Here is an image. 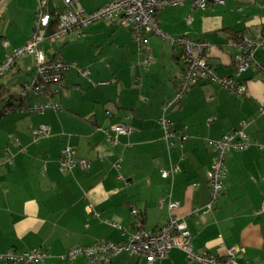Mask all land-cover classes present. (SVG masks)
I'll return each instance as SVG.
<instances>
[{
	"label": "crops",
	"instance_id": "crops-1",
	"mask_svg": "<svg viewBox=\"0 0 264 264\" xmlns=\"http://www.w3.org/2000/svg\"><path fill=\"white\" fill-rule=\"evenodd\" d=\"M76 1L92 13L113 0ZM231 5L245 25L255 24L257 29L249 35L264 30V5L252 0L211 3L203 11L188 4L166 8L158 13L157 26L172 38L207 41V61L215 74L233 77L237 53L227 41L242 32V22L224 13L223 7L228 6L230 12ZM36 9L37 0L0 2V63L28 40ZM128 30L115 20H101L74 41L79 43L77 59H61L81 69L68 68L59 94L28 104L56 103L60 112L48 108L30 114L12 106L2 115L9 99L18 107L22 104L20 99L13 100L10 84L20 79L26 57L33 63L31 55L0 77V92L4 93L0 99V254L42 248L49 256L41 264H90L83 257L66 263L67 250L101 240L124 243L134 232L137 217L144 228L157 231L168 218L170 196L180 203L174 214L185 219L194 252L208 251L224 259L229 248H238L242 253L239 264H264V115L257 113L264 103V81L251 67L237 79L245 83V94L234 96L200 79L178 104L163 112L177 90L181 48L148 34L139 52L134 33ZM51 44L45 42L43 50ZM96 45L99 51L92 53ZM59 53L60 49L53 57ZM147 57L151 62L144 63ZM255 60L264 66V48L257 51ZM84 69L89 72L87 78L79 73ZM161 119L177 131L175 138L165 139ZM246 120H251L244 129L248 146L227 154L224 191L213 211L191 216L192 208L202 209L209 203L205 172L214 152L206 140L238 130ZM120 124L131 132L118 136L113 144L104 130L114 136L111 129ZM40 125H47L50 134L34 140L31 131ZM182 131L189 136L183 142L178 138ZM67 143L77 160L89 162L88 170L77 166L67 174L59 171L58 161ZM171 167L177 171L162 178V171ZM107 264L148 263L143 257L121 252ZM159 264L197 263L173 249Z\"/></svg>",
	"mask_w": 264,
	"mask_h": 264
},
{
	"label": "built area",
	"instance_id": "built-area-1",
	"mask_svg": "<svg viewBox=\"0 0 264 264\" xmlns=\"http://www.w3.org/2000/svg\"><path fill=\"white\" fill-rule=\"evenodd\" d=\"M48 1L37 0L31 35L24 45L12 50L0 63V77H3L18 65L22 57L27 55L33 57L34 76L22 86L20 101H27L29 97L32 99L38 97L51 98V96L59 94L63 88L62 81L65 72L70 66L76 67L75 64L69 66L64 60L57 58L47 60L44 56L43 44L52 38L60 40L69 37L73 41H79L86 28L101 20H115L119 26L132 30L139 52L143 51L145 47L144 39L148 34H155L163 40H168L172 45L181 48L182 70L177 78V90L173 102L166 103L163 106V112L172 104H178L188 90L200 79H206L209 83L228 90L234 96L245 94V83L237 79L249 68H255L264 81V66L258 64L255 60L257 51L264 48V31L252 35L240 33L228 39L227 44L235 49L237 53L235 57L237 68L233 77H219L207 61L210 50V44L207 41L190 39L185 36L172 38L163 33L157 26V15L166 8H178L188 4L193 10L203 11L211 3L224 5L225 0H113L92 13H86L76 0H61L63 8L54 7L53 14L48 12ZM254 1H257L261 7L264 5V0H252V2ZM49 27L52 33L47 36V28ZM3 45L6 44L3 43ZM148 62H151L150 57L144 60V63ZM79 73L85 78L89 76L87 70H79ZM25 104L22 103L18 109L22 108L30 114H41L48 108L53 109L54 112L62 111L56 103L34 104L32 106ZM257 113L260 116L264 115V103L258 107ZM250 122L251 120L243 121L240 123L238 130L227 132L216 139L209 138L206 140L207 146L214 152L213 161L205 173L209 185L210 199L204 208H192L190 211L191 216L206 215L213 211L224 188L226 156L232 150L241 151L247 148L248 139L244 129ZM160 123L165 131L166 140L177 136V131L171 130L166 121L161 119ZM108 131L107 129L104 130L109 141L114 144L117 142L118 136L128 135L131 128L122 124L114 126L111 129L114 136L108 135ZM49 134L50 129L47 125H40L37 129L31 131L34 140L40 137L46 138ZM188 137L185 131H182L178 136L182 142ZM77 166L82 170L90 168V164L86 160H77L74 148L70 143H67L60 154L59 171L67 174ZM175 171H177V168L171 167L168 171H162L161 177L166 179ZM166 208L169 214L168 218L157 231L144 228L138 217L133 225L134 232L129 235L126 242L114 243L101 240L91 246L73 247L67 250L65 259L71 261L83 257L90 264H107L114 256L126 252L130 256L143 257L148 264H159L171 250L177 249L184 252L188 261L197 264H239L238 260L241 258L242 253L238 248H229L224 259H220L208 251L194 252L190 246V236L185 219L174 214L180 208L179 201L172 200L169 196ZM133 214L138 216L137 211H133ZM113 226L119 228L117 224ZM48 256L49 254L46 251L40 249L23 252L9 250L0 254V261H5L7 264H41Z\"/></svg>",
	"mask_w": 264,
	"mask_h": 264
},
{
	"label": "rangeland",
	"instance_id": "rangeland-1",
	"mask_svg": "<svg viewBox=\"0 0 264 264\" xmlns=\"http://www.w3.org/2000/svg\"><path fill=\"white\" fill-rule=\"evenodd\" d=\"M0 2H2V0H0ZM52 2H53L54 7L58 8V9L63 8V3H62L61 0H54ZM227 7L228 6L223 7L224 13L225 14L229 13V17H233V15H235L237 17V19L239 21H241V19L237 15L239 12L236 9H234V7L232 5H231V11L228 12V10H226ZM1 12H2V10H1ZM124 28H126V27H124ZM239 28H240V31H242L241 33H243L244 35H249V33L254 32L257 29V28H255V24L254 23L245 25L243 22L241 23V27H239ZM128 29L129 28H127V30ZM128 32H130V29L128 30ZM131 33L133 34V32H131ZM13 34H14V32L12 33V35ZM71 40L72 39L69 38V37H64V38H62L60 40H56V39L52 38L50 40V42H52V44L47 46V47H45V50H44V56L46 57V59L47 60L54 59L53 56H55V54L58 52L59 49H60V53L55 58H57V59H61L62 58V59H65V60H67L69 58L77 59V57L80 54V50H79V47H77L76 45L79 44V43L71 41ZM91 49H92L91 50L92 53H95V52L99 51V48H98L97 45L95 47H91ZM226 49H228V48H226ZM0 50H1V48H0ZM0 56H1V54H0ZM180 63H181V61H180ZM76 68H77V65H76ZM77 69H81V68H77ZM33 76H34V68H33L32 60H31L30 57H26V61L22 62V72L20 73V79H18L17 82H13V83L10 84V86L13 87V90H14L13 95H14L15 98H13V100L15 99L16 101H18L20 99V97H21V88H22L23 85H20V84H25V82L27 80H31ZM90 78L93 80V75H90ZM11 79L12 78H10V80ZM79 82L83 83L84 86H87L86 82H83V80L79 79ZM87 87H92V86L88 85ZM37 99H35V101H37ZM27 102H26L27 104H29V102L31 103L32 102V98L29 97ZM65 262L69 263V260L65 259Z\"/></svg>",
	"mask_w": 264,
	"mask_h": 264
},
{
	"label": "trees",
	"instance_id": "trees-1",
	"mask_svg": "<svg viewBox=\"0 0 264 264\" xmlns=\"http://www.w3.org/2000/svg\"><path fill=\"white\" fill-rule=\"evenodd\" d=\"M52 1H54V0H52ZM259 4V3H258ZM262 31H264V30H262ZM241 32H235L233 35H236V34H240ZM232 35V36H233ZM231 36V37H232ZM181 55V54H180ZM55 59V58H54ZM62 60V59H61ZM179 61H180V58H179ZM199 82V81H198ZM197 82V83H198ZM196 83V84H197ZM178 84V83H177ZM195 84V85H196ZM51 89H52V87H51ZM3 95H4V93L3 92H0V99L3 97ZM38 98H41V97H38ZM45 98V97H44ZM33 100V99H32ZM28 101V100H27ZM27 101H21L22 103H26ZM12 106H14L15 108H19L18 106H16V104H14L10 99H9V101H8V104H7V106H6V108L3 110V112H2V115H5L6 114V112H8V109H10V107H12ZM0 116H1V114H0ZM206 144H207V142H206ZM209 148V147H208ZM210 149V148H209ZM212 150V149H211ZM213 158H214V155H213ZM212 161H213V159H212ZM212 163V162H211ZM211 165V164H210ZM210 165H209V167H210ZM208 167V168H209ZM208 168H207V170H208ZM206 173V172H205ZM206 175V174H205ZM226 178V177H225ZM224 181H225V179H224ZM223 191H224V188H223ZM223 193V192H222ZM222 195V194H221ZM210 196V195H209ZM209 199H210V197H209ZM138 218V217H137ZM140 221H141V223L143 224V222H142V220L140 219ZM118 229H121V228H118ZM34 249H40V250H44V249H42V248H34ZM44 251H46V250H44ZM47 252V251H46ZM48 253V252H47Z\"/></svg>",
	"mask_w": 264,
	"mask_h": 264
},
{
	"label": "water",
	"instance_id": "water-1",
	"mask_svg": "<svg viewBox=\"0 0 264 264\" xmlns=\"http://www.w3.org/2000/svg\"><path fill=\"white\" fill-rule=\"evenodd\" d=\"M48 12L50 14H53L54 13V5H53L52 0H49L48 1ZM51 33H52V31H51L50 27L47 28V36H50Z\"/></svg>",
	"mask_w": 264,
	"mask_h": 264
}]
</instances>
